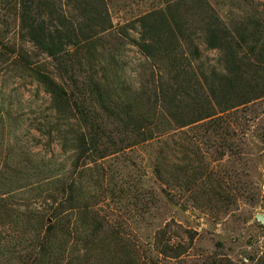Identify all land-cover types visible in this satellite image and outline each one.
<instances>
[{
    "label": "trees",
    "instance_id": "trees-1",
    "mask_svg": "<svg viewBox=\"0 0 264 264\" xmlns=\"http://www.w3.org/2000/svg\"><path fill=\"white\" fill-rule=\"evenodd\" d=\"M190 2L186 15L172 4L136 19L139 39L131 43L167 76L153 82L150 98L117 104L107 86L91 75L86 92L78 94L92 97L88 108L87 101L18 55L19 64L49 96L56 122L69 127L61 148L71 162L67 174L47 170L44 195L36 194L38 198L17 199L16 188L0 191V264H166L185 254L183 245L171 243L167 227H159L145 244L127 236L122 226L100 215L93 195L83 191L81 177L109 157L162 142L164 155L154 156L152 171L169 187L164 176L168 142L179 130L213 122L239 126L231 112L264 99V9L231 24L207 1ZM189 14L200 24L206 50L218 54L217 65L208 71L193 62L198 51L183 20ZM0 16L13 19L20 35L64 73L98 61L104 36L113 30L108 0H0ZM14 55L0 36V64L14 63ZM100 179L105 182L106 175ZM193 239L187 233L189 245ZM207 264L233 263L214 255Z\"/></svg>",
    "mask_w": 264,
    "mask_h": 264
},
{
    "label": "rangeland",
    "instance_id": "rangeland-1",
    "mask_svg": "<svg viewBox=\"0 0 264 264\" xmlns=\"http://www.w3.org/2000/svg\"><path fill=\"white\" fill-rule=\"evenodd\" d=\"M202 1L231 24L264 9V0ZM172 4L183 15L193 7L190 0H108L113 30L104 36L102 56L66 73L20 35L13 19L0 16L7 21V26L0 25V36L16 55L14 63L0 64V191L16 188L17 199L38 198L36 194L44 195L47 170L67 174L71 162L61 148L69 127L64 121L56 122L49 96L19 64L18 55L87 101L88 108L92 97L85 92L91 75L107 86L117 104L150 98L153 82L167 76L159 74V66L131 40L139 39L137 18ZM183 20L198 51L193 62L208 71L217 65L218 54L206 50L200 24L192 14ZM83 91L85 96L78 95ZM232 115L239 118V126L203 123L174 135L168 142L170 158L164 175L169 187L152 171L154 156L160 151L164 155V144L150 142L107 158L96 169L91 166L92 171L81 177L83 191L93 195L100 215L122 226L136 242L149 243L159 227H167L171 243L183 245L186 252L166 264H207L214 255L233 264H250L254 258L264 261V224L257 219L264 217V99ZM103 174L106 181L101 183ZM39 200L35 202L42 204ZM187 233L194 236L191 245Z\"/></svg>",
    "mask_w": 264,
    "mask_h": 264
},
{
    "label": "water",
    "instance_id": "water-1",
    "mask_svg": "<svg viewBox=\"0 0 264 264\" xmlns=\"http://www.w3.org/2000/svg\"><path fill=\"white\" fill-rule=\"evenodd\" d=\"M257 219H258L261 223L264 224V217H263V216L258 215V216H257Z\"/></svg>",
    "mask_w": 264,
    "mask_h": 264
}]
</instances>
